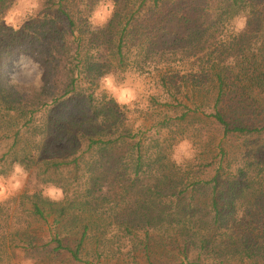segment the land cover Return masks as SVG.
Wrapping results in <instances>:
<instances>
[{
    "label": "trees",
    "instance_id": "trees-1",
    "mask_svg": "<svg viewBox=\"0 0 264 264\" xmlns=\"http://www.w3.org/2000/svg\"><path fill=\"white\" fill-rule=\"evenodd\" d=\"M102 1L112 12L93 30L82 0H42L22 27L0 0V177L38 169L65 196L0 202V264L35 249L34 224L52 216L77 230L74 248L53 237L76 262L94 239L123 264H264V0L89 4ZM21 56L38 88L10 77ZM106 74L150 78L152 135L97 91ZM183 140L194 156L178 165Z\"/></svg>",
    "mask_w": 264,
    "mask_h": 264
},
{
    "label": "rangeland",
    "instance_id": "rangeland-1",
    "mask_svg": "<svg viewBox=\"0 0 264 264\" xmlns=\"http://www.w3.org/2000/svg\"><path fill=\"white\" fill-rule=\"evenodd\" d=\"M42 0H12L9 11L6 12L3 21L6 25H19L20 27L26 25L29 18L33 16L37 10H39ZM83 4L82 9L86 8V13L91 12V29H101L104 27L110 18L112 9L110 4L104 3V1L95 3H90V0H82ZM214 51V61L216 56H219L218 52L215 53V49H209ZM239 49H236V51ZM194 61L193 59H191ZM171 63L182 67L184 65L180 62L171 60ZM10 77L15 81L23 84L29 85L30 88H38L39 83L42 78V71L40 67L33 61L28 59L26 56H21L15 59L10 65ZM115 92H108L110 97H122V102L118 104H125L128 106L129 118L132 121H137L141 123L147 135H152L154 131L150 132L151 122L144 121L147 115L145 112L140 111L141 109H146V105L149 103V97L155 92L153 89V84L150 81V78L139 77L138 75H130L124 81L117 80L113 77ZM126 93V94H125ZM117 101L116 99H114ZM142 121V122H141ZM184 142H187L185 145V151L192 152L190 158L194 156L195 146L189 140H183L179 142L173 149L172 156L177 154L180 148V145ZM0 152H3V147H0ZM190 158L183 159V162H186ZM181 163V164H182ZM38 169H32L31 171H24L21 168H15L13 172L8 177H0V202H3L11 197L18 196L21 193L28 192H39L41 191L45 197L50 198L53 201H62L64 199L63 191L52 184H44L41 182ZM55 217H49L45 222H37L34 224V229L36 234L39 236L40 240L37 243V247L29 252L25 251H16L15 258L11 259L12 264H123L130 263L133 259H127L122 257V260H118L116 256H104L98 258L95 250L98 248L97 241L94 239L88 240L86 242V252L83 253L82 260L76 262L72 257L65 251L54 252L56 243L53 242V237L56 233H60V238L63 239V244L73 243L71 246L75 247V242L77 239V230H68L66 233H63L65 228L66 221H63V227L61 225L56 226L55 228ZM58 229L59 231H56ZM66 229V228H65ZM70 229V228H68ZM72 235L73 238H68V235ZM75 235V236H74ZM191 254V253H190ZM189 254V255H190ZM177 255V254H176ZM195 256L189 257L190 260H194ZM159 259V257L157 258ZM182 259V257H181ZM125 261V262H124ZM162 261H168V258L165 257ZM141 264H146L144 259L140 260Z\"/></svg>",
    "mask_w": 264,
    "mask_h": 264
},
{
    "label": "clouds",
    "instance_id": "clouds-1",
    "mask_svg": "<svg viewBox=\"0 0 264 264\" xmlns=\"http://www.w3.org/2000/svg\"><path fill=\"white\" fill-rule=\"evenodd\" d=\"M236 30L239 31L244 27V21L243 19H237L235 22ZM98 92L108 93V92H115L114 88V80L113 76L111 74H106L101 77L99 88L97 89ZM126 94V93H125ZM114 99L117 100V103L122 102V97H116L114 95ZM185 145H187V142H184L180 145L179 151L177 154H174L173 160L179 165L183 162V159L190 158L192 155V152L185 151Z\"/></svg>",
    "mask_w": 264,
    "mask_h": 264
}]
</instances>
